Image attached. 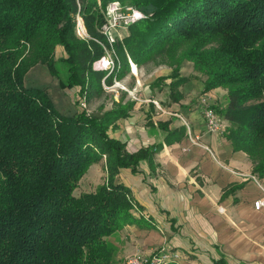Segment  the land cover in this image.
<instances>
[{
    "label": "trees",
    "instance_id": "1",
    "mask_svg": "<svg viewBox=\"0 0 264 264\" xmlns=\"http://www.w3.org/2000/svg\"><path fill=\"white\" fill-rule=\"evenodd\" d=\"M111 1L0 0V264H115L108 237L146 222L134 215L140 205L116 175L151 161L161 143L129 152L112 135L134 109L126 92L102 113H88L79 100L99 97L103 80L124 78L130 60L140 66L159 58L170 67L151 85L167 86L172 100L181 97L184 61L200 74L202 92L226 89L224 105L212 106L229 123L232 146L264 178V0H117L144 16L116 42L115 67L101 69L95 62L108 46L101 26ZM78 15L88 37L76 32ZM36 64L76 88L75 112H61L46 88L26 84ZM157 125L165 141L181 134ZM104 158L106 180L76 194L89 167ZM158 250L147 264H174L152 261Z\"/></svg>",
    "mask_w": 264,
    "mask_h": 264
},
{
    "label": "crops",
    "instance_id": "2",
    "mask_svg": "<svg viewBox=\"0 0 264 264\" xmlns=\"http://www.w3.org/2000/svg\"><path fill=\"white\" fill-rule=\"evenodd\" d=\"M170 69L157 65L147 79L142 75L131 77L130 87L139 99L128 97L134 100L131 115L120 119L111 129L113 136L126 142L129 152L161 143L151 161L143 159L137 170L121 168L116 175L117 181L130 187L140 205L134 215H141L146 222L142 226L125 225L108 237L115 248V264H125L136 253L150 255L164 247L177 252L179 258L174 264H264V209L256 210L252 204L263 191L249 176L253 173V162L245 151L232 146L226 134L227 121L222 133L207 131L197 101L204 93L203 84L190 61H184L180 67L185 81L179 87V99L170 98L167 86L151 85L157 76L167 74ZM165 81L168 83L169 79ZM28 82L46 88L61 112L71 114L77 110L75 88L61 86L59 78L46 65L33 66L26 75ZM55 89L59 91V101L54 96ZM206 93L213 103L224 105V88L216 87ZM120 95V91L114 93L111 106L104 111L112 108ZM143 99H155L162 107L180 113L199 144L190 141L179 117L163 114L152 102ZM158 122L168 129H179L181 134L165 141L166 131L158 127ZM204 145L213 150L216 159ZM106 175L104 158L92 164L80 180L79 184L84 179L90 189L82 191L78 186L75 193L78 189L77 194L95 190ZM260 180L264 185V178Z\"/></svg>",
    "mask_w": 264,
    "mask_h": 264
},
{
    "label": "built area",
    "instance_id": "3",
    "mask_svg": "<svg viewBox=\"0 0 264 264\" xmlns=\"http://www.w3.org/2000/svg\"><path fill=\"white\" fill-rule=\"evenodd\" d=\"M104 15H105V21L101 26V31L103 32L104 36L107 39L108 46H105V55L98 61L95 62V67L96 68H101V69H113L115 65L118 62V56L115 48V44L119 39L123 38V31L127 29L131 24H133L135 21L139 20L142 18L144 15L142 12L134 8L133 6H128L122 4L120 1L113 0L108 3L104 10ZM76 32L78 36L85 38L88 37V32L85 27L83 18L78 15L77 16V25H76ZM104 61V65H101L100 62ZM130 64L132 67V71H134L133 66L134 63L132 60H130ZM135 68L136 65H135ZM103 85L106 88H113L116 86H121L123 89L128 91L129 95L134 99L137 100L139 99L135 93L134 90L129 89L127 86H123L121 81L115 79L113 84L107 85L105 80H103ZM85 97L81 98L80 104L82 107L86 108V103H85ZM146 102H152L156 109L166 115H171V116H177L179 117L182 121L185 127L187 128V134L190 139V141L194 144H199L198 137L196 135H193L190 131L188 122L184 119V117L169 108L162 107L160 103L155 100V99H143ZM198 104L202 108V113L204 117V122L205 126L208 132L210 133H222L225 130V120L220 116V114L216 111V109L212 106V99L211 96L204 92L198 97ZM204 147L209 151L210 155L216 159V155L213 152V150L204 145ZM237 174L242 175L241 172L236 171ZM250 178H252L262 189L263 194L261 197L253 200L252 204L254 209L260 210L264 209V185L262 184L261 180L259 177H257L255 174L251 173ZM150 255H144L142 253H136L132 256H129L125 260V264H147ZM179 258L177 252H175L171 247H164L162 249H159L157 251L156 255L152 256V261H157L161 263H166V262H174L177 261ZM187 264H194L192 262H189Z\"/></svg>",
    "mask_w": 264,
    "mask_h": 264
},
{
    "label": "rangeland",
    "instance_id": "4",
    "mask_svg": "<svg viewBox=\"0 0 264 264\" xmlns=\"http://www.w3.org/2000/svg\"><path fill=\"white\" fill-rule=\"evenodd\" d=\"M128 32H129V29L127 28V29H125L123 31V35L128 34ZM61 54H62L61 52H58L57 53L58 56H60ZM159 60H160L159 58H154V59L149 60V61H147L146 63H144V64H142L140 66H137L133 62L136 65L137 68H135L133 66L134 71H132V67H131V64H130V71H129V73L127 74V76H125L124 78L120 79L119 81H121V83H122L123 86H127L129 89H131V87H130V84L132 82L131 77H136V76H141L142 75L143 78H146V79L149 78L148 77L149 76L148 74L151 73L153 71V69L158 65L157 62ZM27 85L28 86H33V84H31L29 82H28ZM34 86L35 87H41L40 83H36V84H34ZM118 91H120L121 94L123 92H126L128 94L127 98H125L126 100L128 99V97H130L128 91H126L125 89H123L121 86H116V87H113V88H107L106 87L105 88V91L99 97L93 98V99H91V98L90 99H85V103H86V106L85 107H86L88 113H91V114H93L94 112H101L102 113V111H104V109L106 108V106L107 107L111 106V104H112V98H111V96L114 93L118 92ZM58 92L59 91H56V89H55L54 96L59 101L60 100V95H59ZM77 94H78V92H77V90L75 88V97H74L75 98V101L78 100ZM81 98H84V96H82ZM81 98L79 97V100L80 101H81ZM102 170L105 172V168L104 167L102 168ZM106 178H107V175H106ZM103 180L104 181L106 180L105 177H104ZM79 186H80V188H81L82 191H84V190H86L88 188L90 189V187L87 185V182L84 181V179L82 180L81 184H79ZM79 192H80L79 189L76 190V194L79 193Z\"/></svg>",
    "mask_w": 264,
    "mask_h": 264
},
{
    "label": "bare ground",
    "instance_id": "5",
    "mask_svg": "<svg viewBox=\"0 0 264 264\" xmlns=\"http://www.w3.org/2000/svg\"><path fill=\"white\" fill-rule=\"evenodd\" d=\"M101 65H104V61H101V63H100ZM134 67H135V65H134Z\"/></svg>",
    "mask_w": 264,
    "mask_h": 264
}]
</instances>
